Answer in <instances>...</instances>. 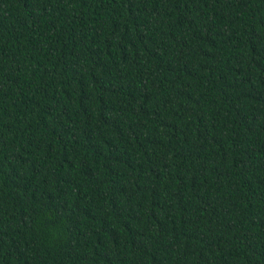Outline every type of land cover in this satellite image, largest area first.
<instances>
[{
    "label": "trees",
    "instance_id": "obj_1",
    "mask_svg": "<svg viewBox=\"0 0 264 264\" xmlns=\"http://www.w3.org/2000/svg\"><path fill=\"white\" fill-rule=\"evenodd\" d=\"M0 264H264V0H0Z\"/></svg>",
    "mask_w": 264,
    "mask_h": 264
}]
</instances>
